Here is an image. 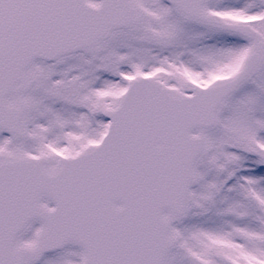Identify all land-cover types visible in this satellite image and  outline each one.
I'll return each instance as SVG.
<instances>
[{
	"label": "snow or ice",
	"instance_id": "1",
	"mask_svg": "<svg viewBox=\"0 0 264 264\" xmlns=\"http://www.w3.org/2000/svg\"><path fill=\"white\" fill-rule=\"evenodd\" d=\"M0 264H264V0H0Z\"/></svg>",
	"mask_w": 264,
	"mask_h": 264
}]
</instances>
